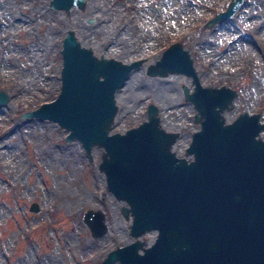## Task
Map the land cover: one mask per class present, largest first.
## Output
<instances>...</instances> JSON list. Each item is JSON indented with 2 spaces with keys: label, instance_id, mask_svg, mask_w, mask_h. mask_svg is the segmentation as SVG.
Instances as JSON below:
<instances>
[{
  "label": "rangeland",
  "instance_id": "obj_1",
  "mask_svg": "<svg viewBox=\"0 0 264 264\" xmlns=\"http://www.w3.org/2000/svg\"><path fill=\"white\" fill-rule=\"evenodd\" d=\"M83 1L63 9L50 0H0V90L8 97L0 103V264H102L108 250L134 239L131 220L120 212L123 203L98 169L102 149L92 146L89 157L79 140H65L67 130L56 122L23 116L59 91L67 29L97 55L141 60L120 87L110 132L137 125L151 102L162 126L178 132L172 147L184 155L199 128L182 89L192 90L191 77L147 71L174 41L188 49L202 85L235 89L225 121L241 111L264 119V0H242L233 15L211 26L207 19L230 0ZM259 136L264 140V128ZM32 202L37 211L29 208ZM87 208L105 215L100 237L82 220ZM155 233L140 239L148 244Z\"/></svg>",
  "mask_w": 264,
  "mask_h": 264
},
{
  "label": "water",
  "instance_id": "obj_2",
  "mask_svg": "<svg viewBox=\"0 0 264 264\" xmlns=\"http://www.w3.org/2000/svg\"><path fill=\"white\" fill-rule=\"evenodd\" d=\"M83 0H50L52 8L82 6ZM242 0H230L205 22L211 26L233 15ZM60 88L56 96L23 116L54 121L67 130L66 141L79 140L90 157L101 150L98 169L106 188L123 201L134 239L116 245L102 264H264V119L239 112L225 121L235 89L202 85L188 49L178 41L165 47L148 73H182L192 90L183 95L195 109L199 128L191 133L184 155L173 150L177 131L165 129L158 107L146 106V118L123 132H110L118 105L115 91L140 59L124 62L97 55L81 44L73 29L61 40ZM0 90V103L7 101ZM29 208L37 211L36 202ZM82 220L90 235L107 230L101 209L87 208ZM156 230L150 243L140 239Z\"/></svg>",
  "mask_w": 264,
  "mask_h": 264
},
{
  "label": "bare ground",
  "instance_id": "obj_3",
  "mask_svg": "<svg viewBox=\"0 0 264 264\" xmlns=\"http://www.w3.org/2000/svg\"><path fill=\"white\" fill-rule=\"evenodd\" d=\"M79 33H80V32H79ZM80 34L82 35V33H80ZM75 35H76L77 39H78L82 44H84V41L79 37V35H78L77 33H75ZM84 38H85V37H84ZM122 44H123V43H122ZM124 46H125V45H124ZM120 51H121V50H120ZM119 53H120V52H119ZM122 53H123V52H122ZM115 57L120 58L119 55H116ZM121 58H122V57H121ZM121 58H120V59H121ZM132 71H133V70H132ZM132 71L129 73V75L132 74ZM138 82H139V81H138ZM124 83H125V82H123L122 85H123ZM122 85H121V86H122ZM121 86H120V87H121ZM120 87L115 91V100H116L117 103L120 102V95H121V91H122V90H121L122 88H120ZM135 88H136V87H135ZM129 90H130V89H129ZM129 92H130V91H129ZM122 97H123V96H122ZM120 202L123 203V201H120ZM129 220H130V219H129ZM151 240H152V239H151Z\"/></svg>",
  "mask_w": 264,
  "mask_h": 264
}]
</instances>
